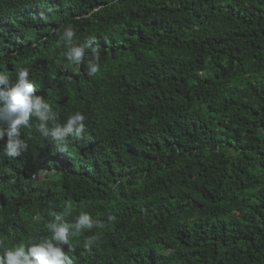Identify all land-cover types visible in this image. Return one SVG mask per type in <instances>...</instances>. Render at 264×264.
Segmentation results:
<instances>
[{"label": "trees", "instance_id": "trees-1", "mask_svg": "<svg viewBox=\"0 0 264 264\" xmlns=\"http://www.w3.org/2000/svg\"><path fill=\"white\" fill-rule=\"evenodd\" d=\"M65 27L96 37L95 76ZM22 67L88 131L64 148L33 127L0 159V235L27 244L70 202L106 224L72 264H264V0H0V72Z\"/></svg>", "mask_w": 264, "mask_h": 264}, {"label": "clouds", "instance_id": "clouds-1", "mask_svg": "<svg viewBox=\"0 0 264 264\" xmlns=\"http://www.w3.org/2000/svg\"><path fill=\"white\" fill-rule=\"evenodd\" d=\"M51 11V9H49ZM41 18L47 19L41 13ZM75 32L72 27H65L61 40L67 47V59L80 65L84 63L86 50L90 49L91 55L87 60V75L95 76L99 71L100 51L96 43V37H86L83 42H74ZM95 45V46H94ZM30 69L22 67L18 70L16 78L4 72H0V159L3 166L8 164L7 158H16L28 151V139L22 138L27 130L35 129L43 136L50 137L58 145L66 148L71 142L70 137L79 138L88 130L85 125V115L76 112L71 115L66 123H60L59 114L53 110L45 97L36 94L35 83L30 80ZM33 118L36 120L34 124ZM47 171L40 169L33 173V179H43ZM9 180L13 177L5 176ZM72 213L71 203H67L64 213L53 214L54 220L50 221L45 234L30 239L27 244L14 238L16 225H10L9 229L0 235V264H72V258L66 252L75 251L71 238H75L93 228H104L106 224L99 219H93L88 212H81L73 222L65 217ZM115 220L114 216H108V222ZM101 238V234L87 237L84 240V249L91 250Z\"/></svg>", "mask_w": 264, "mask_h": 264}]
</instances>
